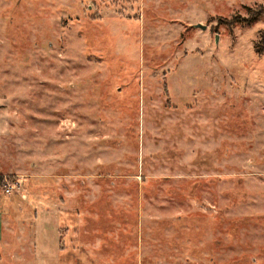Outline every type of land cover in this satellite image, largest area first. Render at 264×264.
Masks as SVG:
<instances>
[{
  "label": "rangeland",
  "instance_id": "374dc122",
  "mask_svg": "<svg viewBox=\"0 0 264 264\" xmlns=\"http://www.w3.org/2000/svg\"><path fill=\"white\" fill-rule=\"evenodd\" d=\"M261 14L0 0V264H264Z\"/></svg>",
  "mask_w": 264,
  "mask_h": 264
},
{
  "label": "trees",
  "instance_id": "16d2710c",
  "mask_svg": "<svg viewBox=\"0 0 264 264\" xmlns=\"http://www.w3.org/2000/svg\"><path fill=\"white\" fill-rule=\"evenodd\" d=\"M260 16H262V18L264 17L263 14H261ZM258 19H259V17H257L256 15H254V16L251 17V18H248V19H246V20H243V21H242V24H243V25L250 26V25H252L253 23H255ZM0 181H1V178H0ZM0 183H1V182H0Z\"/></svg>",
  "mask_w": 264,
  "mask_h": 264
},
{
  "label": "built area",
  "instance_id": "2783aa9c",
  "mask_svg": "<svg viewBox=\"0 0 264 264\" xmlns=\"http://www.w3.org/2000/svg\"><path fill=\"white\" fill-rule=\"evenodd\" d=\"M13 188H14L13 185H7L4 191H5V193L10 194L11 191H13Z\"/></svg>",
  "mask_w": 264,
  "mask_h": 264
}]
</instances>
